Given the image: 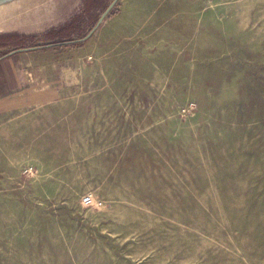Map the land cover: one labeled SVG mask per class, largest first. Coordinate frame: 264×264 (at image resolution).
Here are the masks:
<instances>
[{"label": "rangeland", "instance_id": "rangeland-1", "mask_svg": "<svg viewBox=\"0 0 264 264\" xmlns=\"http://www.w3.org/2000/svg\"><path fill=\"white\" fill-rule=\"evenodd\" d=\"M87 1L0 0V264H264V0Z\"/></svg>", "mask_w": 264, "mask_h": 264}, {"label": "trees", "instance_id": "trees-1", "mask_svg": "<svg viewBox=\"0 0 264 264\" xmlns=\"http://www.w3.org/2000/svg\"><path fill=\"white\" fill-rule=\"evenodd\" d=\"M89 1L87 0H84V3L85 5H89L88 3ZM88 7V6H87ZM87 12H82L81 14L79 15H74V17L72 19H70L69 22H67L65 25H63L62 27L60 28H57V32L60 33V34H64V33H68L75 24H80L81 21H83V18H84V15H86ZM75 28V27H74ZM78 30V28H77ZM14 38H17L16 34H12V35H9L8 39L7 40H2L0 41L1 42H5L6 44H8L7 42H10L9 39H14ZM62 43V42H61ZM64 43V42H63ZM59 44V43H58Z\"/></svg>", "mask_w": 264, "mask_h": 264}, {"label": "crops", "instance_id": "crops-1", "mask_svg": "<svg viewBox=\"0 0 264 264\" xmlns=\"http://www.w3.org/2000/svg\"><path fill=\"white\" fill-rule=\"evenodd\" d=\"M14 78H17V74L15 73V69L12 67V73H11L10 80H12V81L17 80V79L14 80ZM0 82H1V84H0V97L4 96L9 91L14 89V88H12V85H10L9 87L6 86L7 75L4 74L3 71H1V69H0ZM17 83H18V81H17Z\"/></svg>", "mask_w": 264, "mask_h": 264}, {"label": "water", "instance_id": "water-1", "mask_svg": "<svg viewBox=\"0 0 264 264\" xmlns=\"http://www.w3.org/2000/svg\"><path fill=\"white\" fill-rule=\"evenodd\" d=\"M115 2V1H114ZM114 2L106 9V11L103 13V15L100 17L96 25L93 27V29L89 32L87 36H89L91 33L94 32V30L98 27V25L103 21V18L107 15L111 7L113 6ZM16 51V50H15ZM14 52V51H13Z\"/></svg>", "mask_w": 264, "mask_h": 264}, {"label": "built area", "instance_id": "built-area-1", "mask_svg": "<svg viewBox=\"0 0 264 264\" xmlns=\"http://www.w3.org/2000/svg\"><path fill=\"white\" fill-rule=\"evenodd\" d=\"M93 197L92 195H87L83 198V202L86 204V205H92L93 204Z\"/></svg>", "mask_w": 264, "mask_h": 264}]
</instances>
